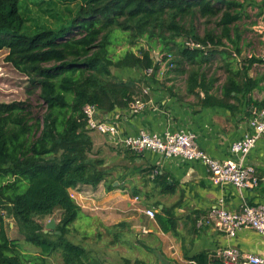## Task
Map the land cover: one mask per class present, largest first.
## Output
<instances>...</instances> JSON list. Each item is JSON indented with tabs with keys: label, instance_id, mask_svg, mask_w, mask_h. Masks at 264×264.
<instances>
[{
	"label": "trees",
	"instance_id": "1",
	"mask_svg": "<svg viewBox=\"0 0 264 264\" xmlns=\"http://www.w3.org/2000/svg\"><path fill=\"white\" fill-rule=\"evenodd\" d=\"M45 2L49 4L46 8L34 7L48 13L58 22L57 27L28 26V20L37 21L28 16L31 10L26 8L30 4L27 0H0V51H7L5 62L27 79L29 89L38 90V101L44 107L41 115H35L28 102L0 103V264H48V257L54 253H59L62 264H89L88 251L67 239L70 225L82 215L70 190L96 188L106 182L107 175L104 161L94 156L82 107L94 105L105 116L116 109L128 110L136 98L143 99V87L156 82L152 78L159 65L151 55L156 48L160 53L177 55L175 59L172 55L174 68H180L181 63L195 67L187 72V91L202 90L204 105L227 106L209 95L215 79H207L202 70L219 56L226 76L222 97L235 99L238 106L245 102L247 106L264 107V99L257 101L252 95L264 90V78L248 74L255 63L263 61L251 57L241 66L232 64L234 56L242 54L239 23L249 18V8L260 16L264 0ZM71 4L77 9L67 19L63 18L71 15L70 9L55 12L57 5ZM196 14L217 19L219 34L195 35L185 20ZM181 38L184 40L179 43ZM185 40L206 50L186 47ZM140 42L147 47L138 53L125 47L139 46ZM117 44L124 46L121 54L114 51ZM149 69H153L152 78L146 75ZM131 70L142 78L120 77ZM55 213L58 222L45 233L43 220ZM6 217L14 221L24 242L38 252L25 253L18 240L8 237ZM155 221L162 232L175 231L172 214H157ZM195 260L208 264L203 255Z\"/></svg>",
	"mask_w": 264,
	"mask_h": 264
},
{
	"label": "crops",
	"instance_id": "2",
	"mask_svg": "<svg viewBox=\"0 0 264 264\" xmlns=\"http://www.w3.org/2000/svg\"><path fill=\"white\" fill-rule=\"evenodd\" d=\"M255 1L260 3L261 0ZM254 11L257 12L256 9ZM262 15L264 9L260 16ZM157 54L160 63L164 52ZM158 65L157 71L160 70L161 63ZM157 71L156 82L149 83V95L142 99L147 104L141 112L133 114L129 110L116 109L105 115L106 120L116 126L115 135L104 136L91 132L94 154L104 161L107 177L113 179L117 186L118 194L113 197L109 194L106 200L116 199L115 204L122 208V212H128L129 203L140 206L134 211L140 212L144 218L139 213L131 218L134 223L130 227L128 224L125 226L134 233L136 247L157 253L158 264H199L195 260L198 255L205 256L208 264H221L216 252L229 246L236 247L243 253L264 257V242L256 232L241 229L235 237L228 238L214 227L203 226L201 223L218 199H223L228 210L240 209L242 200L234 186L212 185L207 171L198 162L165 159L152 152L135 154L122 148L119 140L137 135L140 131L162 134L165 131L185 130L196 135L199 148L207 155L224 160L232 156L231 144L250 133L246 123V110L249 106L245 102L238 106L235 99H224L221 88L219 92H215L213 84L208 91L209 95L230 108L217 104L206 106L202 103V90L196 89L194 93H188L187 83L183 92L176 90L173 77L177 68L168 70L163 75L157 74ZM180 72L187 75L183 70ZM247 162L256 168L261 180L258 187L243 192L244 198L250 204H264V138L258 141L247 157ZM82 188L89 186L72 189L70 194L80 208L86 207L87 210L94 205L95 199H83L79 195ZM83 200L84 206L80 205ZM147 208L154 209L155 215L172 214L176 221L175 231L162 232L155 217L150 219L143 213ZM94 210L99 211L101 208ZM81 211L83 213L82 209ZM151 242L154 246L149 244ZM80 246L87 250L84 245ZM87 251L89 264H100L93 263L94 259L90 251Z\"/></svg>",
	"mask_w": 264,
	"mask_h": 264
},
{
	"label": "rangeland",
	"instance_id": "3",
	"mask_svg": "<svg viewBox=\"0 0 264 264\" xmlns=\"http://www.w3.org/2000/svg\"><path fill=\"white\" fill-rule=\"evenodd\" d=\"M30 4L26 6L28 10H31V13L28 16L31 19H34L37 22L28 20L29 24H43L48 27L54 28L57 27V23L48 13L39 12L38 8L34 6L47 7L48 2L45 0H27ZM33 5V6H32ZM66 7L71 10V15L65 14V18L72 16L73 12L76 11L77 6L74 4L68 6L57 5L55 12L57 14H62L63 8ZM51 12L55 14L52 10ZM74 15V14H73ZM249 18L244 19L239 23V29L242 34V54L240 56H234V66H241L244 63L245 59L255 58L261 60V63H255L250 71L249 76H262L264 78V15L258 16V13L254 10L248 9ZM217 19H206L201 18L199 15H194L191 18L185 20V25L187 28H190L191 31L198 36H204L208 32H213L214 34H219V29L216 26ZM184 38L178 39L179 43H182ZM226 46L228 44L226 43ZM123 44H117L114 47L115 53L124 52ZM127 49H131L134 53H138V50L141 48H146V44L140 42L139 46H125ZM211 50V48L209 49ZM160 52L156 48L151 55ZM7 51H0V103H9L13 101L28 102L32 106V112L35 115H41L44 112V107L41 105V102L38 101L36 89H29L27 79L18 73L10 64L5 62L4 57L6 56ZM174 59L177 58V55L172 54ZM154 57V56H153ZM224 61L221 60L219 56H214L210 61H208L202 68L203 73L206 75V78L215 79V92H219L220 88L225 82V70L223 67ZM180 68H177L176 75H174V83L176 84L177 91L183 92L186 84V74H182L180 71L183 70L185 73L195 67H189L185 63L180 64ZM122 78H132L140 79L142 75L135 70L122 72L120 74ZM152 78V76H151ZM150 78V79H151ZM156 77L154 76V78ZM213 85V86H214ZM264 86V82H262ZM32 91L29 93V91ZM219 94V93H218ZM253 98L261 101L264 99V90L263 91H254L252 93ZM94 153V150H93ZM96 154H94L95 156ZM105 183L99 184L96 188H82L79 190V195L83 196V199H95L93 201L94 205H91L89 208L86 207L81 209L83 210L80 218L75 221L69 227V234L67 239L74 244H82L87 250L90 251L91 256L94 259L93 263L99 262L100 264H158L157 262V253L154 251H146L144 249L138 248L135 246L137 239L134 237V233L128 230V227L125 224H128L129 227L134 223L131 221V218L139 214L134 211L140 206L138 204H128V212H122V208H119L115 204V200H106V197L111 194L113 197L117 193V186L114 185L113 179L107 177ZM2 180L0 179V184ZM107 187H110V191H105ZM131 194V193H130ZM129 194V196H131ZM79 196V197H80ZM80 203V202H79ZM99 204V205H97ZM84 206L85 201L80 203ZM95 208H101L99 211H95ZM92 209V210H90ZM113 209V210H112ZM111 212V213H108ZM140 215H142L140 213ZM142 218L143 215L141 216ZM55 225L58 222V213H55L54 217ZM50 219H44V224L46 225ZM125 221V222H124ZM142 225L146 227V224L142 222ZM5 228L7 235L10 239H15L20 242L22 249L25 253H36L38 250L24 242L23 237L18 233L14 221L10 218H5ZM130 229V228H129ZM119 235V238L117 237ZM151 246H154V243H149ZM96 260V261H95ZM48 264H62L59 253H54L48 257Z\"/></svg>",
	"mask_w": 264,
	"mask_h": 264
},
{
	"label": "built area",
	"instance_id": "4",
	"mask_svg": "<svg viewBox=\"0 0 264 264\" xmlns=\"http://www.w3.org/2000/svg\"><path fill=\"white\" fill-rule=\"evenodd\" d=\"M184 44L192 49L206 50L205 47L192 40H185ZM161 60V68L157 74L163 75L166 71L174 68L172 55L164 53ZM153 73V69L146 71L147 76H152ZM149 92L150 87H143L142 97L148 96ZM146 104L147 102L142 98H136L129 104L128 110L137 114L145 108ZM82 112L87 128L91 132L104 136H113L117 133L116 126L107 121V117L101 115L96 106L86 104L82 107ZM246 112V123L250 128V133L231 144L230 153L232 156L224 160L214 159L207 155L199 148L196 135L185 130L165 131L162 134L140 131L137 135L124 137L119 142L124 150L131 153L152 152L165 159L198 162L207 171L212 185L230 184L234 186L242 200L240 209L237 211L228 210L223 199H218L216 205L208 211L201 223L203 226L214 227L228 238L235 237L241 229H249L259 234L264 242V204H250L243 195L245 190L258 187L261 180L257 175L256 168L247 162V157L255 149L258 141L264 138V107L251 104ZM143 213L150 219L155 217L154 209L147 208ZM216 257L221 264H264V257L243 253L236 247L230 246L218 250Z\"/></svg>",
	"mask_w": 264,
	"mask_h": 264
},
{
	"label": "water",
	"instance_id": "5",
	"mask_svg": "<svg viewBox=\"0 0 264 264\" xmlns=\"http://www.w3.org/2000/svg\"><path fill=\"white\" fill-rule=\"evenodd\" d=\"M225 52L231 54L232 52L229 51L228 49H225ZM154 58L157 60V64H159V61H158V54L155 53L154 54ZM55 228V220L54 219H50L48 221V223L45 225V230L44 232L47 233L49 230H53Z\"/></svg>",
	"mask_w": 264,
	"mask_h": 264
}]
</instances>
